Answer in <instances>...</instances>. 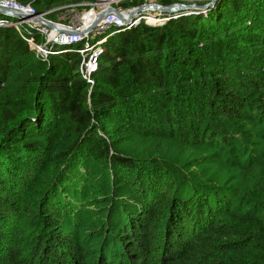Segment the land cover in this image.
<instances>
[{
	"label": "trees",
	"instance_id": "obj_1",
	"mask_svg": "<svg viewBox=\"0 0 264 264\" xmlns=\"http://www.w3.org/2000/svg\"><path fill=\"white\" fill-rule=\"evenodd\" d=\"M165 15L108 32L93 83L83 42L0 27V264H264V0Z\"/></svg>",
	"mask_w": 264,
	"mask_h": 264
},
{
	"label": "built area",
	"instance_id": "obj_2",
	"mask_svg": "<svg viewBox=\"0 0 264 264\" xmlns=\"http://www.w3.org/2000/svg\"><path fill=\"white\" fill-rule=\"evenodd\" d=\"M122 1L104 0L103 2L107 4L103 5V9L108 7L114 9L106 12L93 25L98 12L103 10H97L98 1L89 3V8L82 12L74 11L71 6L70 16H64L68 22L64 23L48 19L46 17L47 12H37L30 4H23L16 0H0V8L10 10L13 14L8 16L16 18L14 20L0 18V27L12 26L20 34V30L23 28L27 31L34 29L41 40L38 41L33 36L25 37V40L36 56L44 61L47 60L49 54L54 52L53 49L56 46L83 42V47L79 50L81 55L80 74L87 83H93L92 75L98 68V57L102 52V45L107 38L108 32L131 28L140 22L158 24L167 19V16L160 10L141 9L136 11L137 6L117 7ZM36 16L52 21L55 24V28L39 22L35 19Z\"/></svg>",
	"mask_w": 264,
	"mask_h": 264
},
{
	"label": "water",
	"instance_id": "obj_3",
	"mask_svg": "<svg viewBox=\"0 0 264 264\" xmlns=\"http://www.w3.org/2000/svg\"><path fill=\"white\" fill-rule=\"evenodd\" d=\"M217 0H209L207 3H204V4H197V3H183V2H176V3H173V4H170V5H161V4H155V3H146V4H142L140 6H138V8H136V11H139L141 9H153V10H160L161 12H164V13H172V12H175V11H179V10H185V9H196V10H206L210 7H212L214 5V3L216 2ZM111 9H114L112 7H108L106 9H103V10H100L93 22V25L96 24V22L108 11H110ZM0 12L1 13H4V14H7V15H11L13 14V12H11L10 10L8 9H5V8H0ZM36 20H38L39 22L43 23V24H46L47 26L51 27V28H55V24L48 20V19H44L42 18L41 16H36L35 17ZM90 29V28H88Z\"/></svg>",
	"mask_w": 264,
	"mask_h": 264
},
{
	"label": "rangeland",
	"instance_id": "obj_4",
	"mask_svg": "<svg viewBox=\"0 0 264 264\" xmlns=\"http://www.w3.org/2000/svg\"><path fill=\"white\" fill-rule=\"evenodd\" d=\"M104 0H99L98 2H97V6H98V8H97V10H100V9H103V5L104 4H107L106 2H103ZM196 1L197 0H184V2L186 3V4H188V3H196ZM147 2H150V3H155L156 4V2H157V0H147ZM149 12V11H148ZM163 13V12H162ZM163 15V14H162ZM64 16L65 15H63V18H64ZM159 18H160V16H159ZM57 22V21H56Z\"/></svg>",
	"mask_w": 264,
	"mask_h": 264
},
{
	"label": "clouds",
	"instance_id": "obj_5",
	"mask_svg": "<svg viewBox=\"0 0 264 264\" xmlns=\"http://www.w3.org/2000/svg\"><path fill=\"white\" fill-rule=\"evenodd\" d=\"M146 3H150V2H146ZM146 3H142V4H146ZM142 4H141V5H142ZM156 4H157V3H156ZM138 6H140V5H138ZM138 6H137V7H138ZM163 14H166V13L163 12Z\"/></svg>",
	"mask_w": 264,
	"mask_h": 264
}]
</instances>
